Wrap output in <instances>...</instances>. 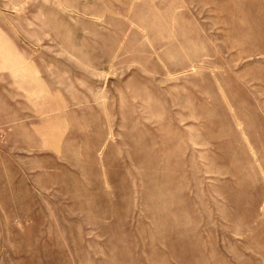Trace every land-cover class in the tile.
Segmentation results:
<instances>
[{
	"label": "rangeland",
	"instance_id": "1",
	"mask_svg": "<svg viewBox=\"0 0 264 264\" xmlns=\"http://www.w3.org/2000/svg\"><path fill=\"white\" fill-rule=\"evenodd\" d=\"M0 264H264V0H0Z\"/></svg>",
	"mask_w": 264,
	"mask_h": 264
}]
</instances>
